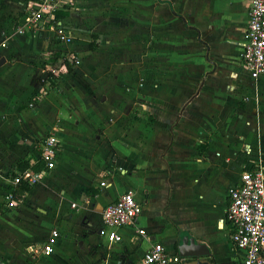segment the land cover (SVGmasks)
<instances>
[{
  "label": "crops",
  "instance_id": "obj_1",
  "mask_svg": "<svg viewBox=\"0 0 264 264\" xmlns=\"http://www.w3.org/2000/svg\"><path fill=\"white\" fill-rule=\"evenodd\" d=\"M26 3L0 0V263L143 264L160 242L174 264H237L228 192L264 171V76L240 64L246 2L72 0L59 39L15 33ZM66 49L78 63L48 85L42 65ZM51 135L55 166L23 191L17 165L34 170ZM127 191L142 213L109 242L101 210Z\"/></svg>",
  "mask_w": 264,
  "mask_h": 264
},
{
  "label": "built area",
  "instance_id": "obj_2",
  "mask_svg": "<svg viewBox=\"0 0 264 264\" xmlns=\"http://www.w3.org/2000/svg\"><path fill=\"white\" fill-rule=\"evenodd\" d=\"M72 0H27L21 13V22L16 26L18 35L37 36L45 39L48 34L58 38L63 27L55 19V13L64 11ZM247 8L245 29L241 40L240 64L251 80L258 81L264 76V0H244ZM57 60V59H56ZM59 61V62H58ZM78 60L62 57L47 69L48 85L56 84L67 74V66H75ZM40 153L34 164L40 163L42 169L28 168L12 180L15 185L38 184L45 180L59 156L61 145L55 136H46L39 145ZM103 185V183H101ZM228 202L223 222L229 226V240L236 254L237 264H264V171L261 167L248 168L241 172L235 186L228 192ZM6 205H16L12 193L7 196ZM72 207H75L72 204ZM142 206L132 192L121 194L113 203L101 210L103 235L109 242H119L121 237L115 232L123 227H135ZM141 235L143 231L139 230ZM59 237L57 229L51 230L41 253L48 256ZM29 253L38 251L29 248ZM177 259L170 256L160 242L150 244L143 257V264H174ZM1 264V263H0Z\"/></svg>",
  "mask_w": 264,
  "mask_h": 264
},
{
  "label": "trees",
  "instance_id": "obj_3",
  "mask_svg": "<svg viewBox=\"0 0 264 264\" xmlns=\"http://www.w3.org/2000/svg\"><path fill=\"white\" fill-rule=\"evenodd\" d=\"M67 15V13L65 12V11H58V12H56L55 13V19L56 20H60V19H63L65 16ZM59 57H56V59H58ZM72 69H73V66H70V65H68L67 66V71L69 72V71H72ZM46 77H49V75L47 74V76ZM53 85V84H52ZM95 103H97V102H95ZM98 104V103H97ZM37 155H35V158L37 159ZM29 167V164H28V162H26V161H21V162H19L18 163V165H17V168H18V170L19 171H23V170H25L26 168H28ZM34 168V170L35 171H38L40 168H41V165L40 164H38V165H36L35 167H33ZM21 189L23 190V191H28V189H29V186H27V185H22L21 186Z\"/></svg>",
  "mask_w": 264,
  "mask_h": 264
},
{
  "label": "rangeland",
  "instance_id": "obj_4",
  "mask_svg": "<svg viewBox=\"0 0 264 264\" xmlns=\"http://www.w3.org/2000/svg\"><path fill=\"white\" fill-rule=\"evenodd\" d=\"M73 4V3H72ZM69 8V7H68ZM11 18V17H10ZM73 24H75V23H73ZM79 24V23H78ZM16 25H18V23L16 24ZM16 27V26H15ZM14 27V28H15ZM58 54V55H57ZM49 56H50V58H49V61H45V63L42 65V68L45 70V72H44V76H46V74H47V69H48V67L51 65V64H53L55 61H57V60H60V59H62V57H73V55L72 54H70V52H69V50L68 49H66V50H64V51H60V52H51L50 54H49ZM56 56H59V58L56 60ZM75 57V56H74ZM77 60H78V58L77 57H75ZM59 62V61H58ZM46 65H48L47 67H46ZM68 73V72H67ZM60 80H62V77H60L57 81L59 82ZM55 85V84H54Z\"/></svg>",
  "mask_w": 264,
  "mask_h": 264
},
{
  "label": "water",
  "instance_id": "obj_5",
  "mask_svg": "<svg viewBox=\"0 0 264 264\" xmlns=\"http://www.w3.org/2000/svg\"><path fill=\"white\" fill-rule=\"evenodd\" d=\"M190 243L192 244V241H190ZM202 247L203 246H197V249H200ZM180 254L182 256L181 251H180ZM204 256H207V254L206 253H196V254L194 253V254L185 255L183 257H186V258H189V259L193 260V259L201 258V257H204ZM195 264H208V263L204 262V261L196 260Z\"/></svg>",
  "mask_w": 264,
  "mask_h": 264
}]
</instances>
